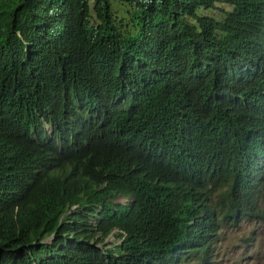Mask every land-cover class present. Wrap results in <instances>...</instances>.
Returning <instances> with one entry per match:
<instances>
[{
    "label": "trees",
    "instance_id": "16d2710c",
    "mask_svg": "<svg viewBox=\"0 0 264 264\" xmlns=\"http://www.w3.org/2000/svg\"><path fill=\"white\" fill-rule=\"evenodd\" d=\"M219 1L0 0V264H216L264 224V0Z\"/></svg>",
    "mask_w": 264,
    "mask_h": 264
},
{
    "label": "rangeland",
    "instance_id": "374dc122",
    "mask_svg": "<svg viewBox=\"0 0 264 264\" xmlns=\"http://www.w3.org/2000/svg\"><path fill=\"white\" fill-rule=\"evenodd\" d=\"M218 5L224 8L227 7L225 0H220ZM220 7L218 9L206 10L205 14L221 18L222 8ZM118 200L126 203L128 199L120 197ZM249 229H257L249 242L246 243L242 241L233 244L235 241L234 239H236L240 233L248 231ZM115 240L116 237L114 234L107 238V241L110 243ZM222 246L223 254L219 262L216 264H264V224L260 226H257L256 224H246L241 232L230 233L229 239L227 240L226 237L222 242Z\"/></svg>",
    "mask_w": 264,
    "mask_h": 264
}]
</instances>
